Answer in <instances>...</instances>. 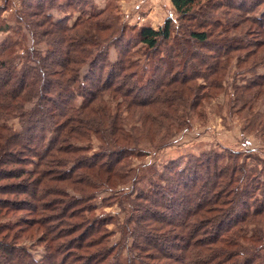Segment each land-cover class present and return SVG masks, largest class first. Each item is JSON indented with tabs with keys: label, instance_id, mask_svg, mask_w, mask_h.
<instances>
[{
	"label": "trees",
	"instance_id": "trees-1",
	"mask_svg": "<svg viewBox=\"0 0 264 264\" xmlns=\"http://www.w3.org/2000/svg\"><path fill=\"white\" fill-rule=\"evenodd\" d=\"M18 1L16 33L26 28L33 43L0 47V264L251 263L264 244L257 167L232 152L161 171L132 160L167 147L192 115L203 118L234 61L252 77L233 85L232 109L264 134V112L253 114L264 100V74L255 75L264 67V0H171L177 20L157 29L130 28L109 8L80 9L87 0ZM10 6L2 0L0 11ZM66 10L80 11L73 23ZM10 30L0 21V32ZM14 119L17 130L7 125ZM122 186L131 193L113 246L111 219L96 216L93 201ZM34 238L41 260L27 247Z\"/></svg>",
	"mask_w": 264,
	"mask_h": 264
},
{
	"label": "rangeland",
	"instance_id": "rangeland-1",
	"mask_svg": "<svg viewBox=\"0 0 264 264\" xmlns=\"http://www.w3.org/2000/svg\"><path fill=\"white\" fill-rule=\"evenodd\" d=\"M87 1L89 5L81 6L80 9H89L91 5L99 10L109 8V11L119 13L122 21L130 28L146 25L157 29L164 24L168 17H172L174 21L177 20V14L171 0ZM1 5L2 0H0ZM18 9H20L19 1L12 0L10 8L0 11V21L9 24L14 29V31L0 32V47L11 46L12 42L16 39H23L28 46H31L33 43L32 37L26 28L16 33V11ZM66 11L67 15L70 14L69 23H73L80 14L79 10L77 12ZM52 13L55 18H64L66 16L64 12L62 13L58 9H54ZM117 53V50L112 47L109 54L111 61L116 60ZM235 63L234 61L228 76L224 79V91L205 104L204 117L200 118L199 115H192L189 128L174 135L167 147L155 151L150 150L149 155L141 160L133 158L134 166H139L143 170H146L147 166L154 165L156 169L161 171L171 161L182 162L184 164L190 157H198L212 151L219 153L232 152L234 154H241V159H246L249 165L257 167L258 174L264 179V134L260 130L245 129V119L236 112L239 105L237 108L232 109V102L235 97L233 85L242 86L246 80L252 77V74L245 73L242 77L243 74H240ZM236 73H239L237 77ZM256 74H264V67L258 68L255 72ZM31 107V104L27 106V108ZM261 112H264V100L257 102L253 114L256 115ZM7 125L13 126L16 130L20 127L18 120L15 119L8 121ZM53 135L52 131L49 132V139H52ZM146 183V180L141 181L139 187L144 188ZM130 191L128 186H122L115 192L103 190L97 193L93 201V205L97 207L96 216L101 215L111 219L106 229L108 231L107 235H109V242L113 246L122 239L121 226L127 219L126 212L128 207L121 200L125 198V195L127 196V194L131 193ZM5 221L7 220H0V224ZM26 243L35 259L41 260L44 257L45 249L37 242V239L34 238L31 241H26ZM131 245L132 240H129L128 246L121 251L120 260L122 262L127 261L129 246ZM254 250L257 251L252 256L251 263L249 264H264V244H261L260 248ZM244 257L241 256L239 260L242 261Z\"/></svg>",
	"mask_w": 264,
	"mask_h": 264
}]
</instances>
